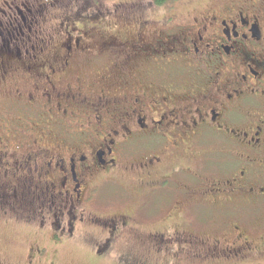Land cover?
<instances>
[{"label":"flooded vegetation","instance_id":"flooded-vegetation-1","mask_svg":"<svg viewBox=\"0 0 264 264\" xmlns=\"http://www.w3.org/2000/svg\"><path fill=\"white\" fill-rule=\"evenodd\" d=\"M83 1L0 0V214L27 264L262 256L264 0Z\"/></svg>","mask_w":264,"mask_h":264},{"label":"rangeland","instance_id":"rangeland-1","mask_svg":"<svg viewBox=\"0 0 264 264\" xmlns=\"http://www.w3.org/2000/svg\"><path fill=\"white\" fill-rule=\"evenodd\" d=\"M184 1H189L200 8L207 0ZM208 1L216 2L218 0ZM208 215L209 218H212L211 214ZM29 246V229L25 225L12 221L8 217L5 218L0 214V264H27L26 255L28 254ZM75 246L63 247L59 253L56 255L52 254L49 260L44 261L42 264H122L114 256L101 261L91 260L88 256L89 248L87 245H82L83 247L81 248H76ZM248 264H264V254L252 257Z\"/></svg>","mask_w":264,"mask_h":264},{"label":"trees","instance_id":"trees-1","mask_svg":"<svg viewBox=\"0 0 264 264\" xmlns=\"http://www.w3.org/2000/svg\"><path fill=\"white\" fill-rule=\"evenodd\" d=\"M166 1H171V0H157V4L161 5V4H163V2H166Z\"/></svg>","mask_w":264,"mask_h":264}]
</instances>
